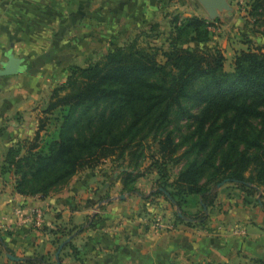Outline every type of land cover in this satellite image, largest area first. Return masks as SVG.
Segmentation results:
<instances>
[{"label": "trees", "instance_id": "16d2710c", "mask_svg": "<svg viewBox=\"0 0 264 264\" xmlns=\"http://www.w3.org/2000/svg\"><path fill=\"white\" fill-rule=\"evenodd\" d=\"M250 2L249 17L264 15V0ZM213 25L176 14L167 33L155 24L153 35L142 33L86 67L71 66L33 140L7 152L3 175L15 177V192L47 197L83 170L129 158L128 167H120L124 190L140 194L137 180L155 169L152 195H164L177 221L189 226L207 224L221 184L259 196L264 206V50H241L227 71L224 53L209 45ZM162 35L161 46L140 41ZM148 141L156 156L141 172ZM173 167L180 168L174 178ZM191 200L199 207L194 213L187 211ZM1 253L12 252L0 234ZM50 260L25 264H54Z\"/></svg>", "mask_w": 264, "mask_h": 264}, {"label": "crops", "instance_id": "0c3cea01", "mask_svg": "<svg viewBox=\"0 0 264 264\" xmlns=\"http://www.w3.org/2000/svg\"><path fill=\"white\" fill-rule=\"evenodd\" d=\"M198 4L0 0V71L10 59L20 61L18 74L0 77V234L12 252L8 254L21 259L1 253L0 264H25L41 256L56 264V253L68 239L61 264L264 261V206L259 196L247 198L231 185L219 190L207 224L199 227L177 221L170 201L152 195L158 179L154 169L137 180L140 194L124 190V169H114L108 160L81 171L47 197L19 195L15 177L3 175L8 150L19 141L33 140L52 91L66 82L71 66L86 67L115 46L149 33L153 25H169L176 14L211 20ZM35 212L42 214L40 225Z\"/></svg>", "mask_w": 264, "mask_h": 264}, {"label": "rangeland", "instance_id": "374dc122", "mask_svg": "<svg viewBox=\"0 0 264 264\" xmlns=\"http://www.w3.org/2000/svg\"><path fill=\"white\" fill-rule=\"evenodd\" d=\"M193 1H196V3H198L197 0H193ZM190 3L193 2L190 1ZM250 4H252L250 0H229L230 10L219 11L218 15L220 16H218L217 21L209 20V21H213L216 27V32L212 33V42L209 45L217 46L224 53L226 57L225 68L227 71L232 70V64L235 55L239 53L241 50H246L249 47L252 49L261 48L264 50V15L257 17H249L248 14L249 11L251 10ZM229 12H231V14H229ZM168 30H169L168 23L163 22L160 25L158 31L167 33ZM149 33L151 35L154 34V32H149ZM140 41L143 44L151 43L152 45L155 46H161L165 43V36L162 35V37L160 38L152 37L149 38V40H147V38H141ZM145 154L147 156V159L143 163V168L141 172H147V168L152 167L154 163L153 159L156 156V146L151 141L146 142ZM107 162L109 163L108 165H111L114 169H118L121 166L128 167L129 158H126L125 160H123V162L117 161L115 159L108 160ZM179 169H180L179 167L172 168L171 172L173 178L176 176ZM150 172H152V170ZM147 178L150 181L154 180V178L151 176ZM196 204H197L196 200H191L187 208V211L189 213H194L198 211L199 207H197ZM237 264H253V263L251 260L245 259Z\"/></svg>", "mask_w": 264, "mask_h": 264}, {"label": "water", "instance_id": "95a60500", "mask_svg": "<svg viewBox=\"0 0 264 264\" xmlns=\"http://www.w3.org/2000/svg\"><path fill=\"white\" fill-rule=\"evenodd\" d=\"M203 9L208 13L211 20H215L218 17L219 11L230 10L229 0H197ZM20 71V61L10 59L4 64V69L0 71V77L12 76L18 74ZM223 184L219 185L221 188ZM179 217H183L181 212H178ZM71 241L68 239L63 243L56 253V264H61L60 254L64 247ZM8 257L14 261H20L21 259L15 258L8 254Z\"/></svg>", "mask_w": 264, "mask_h": 264}, {"label": "built area", "instance_id": "2783aa9c", "mask_svg": "<svg viewBox=\"0 0 264 264\" xmlns=\"http://www.w3.org/2000/svg\"><path fill=\"white\" fill-rule=\"evenodd\" d=\"M209 30H210L212 33H215V32H216V27H215V25L211 26V27L209 28ZM17 213H18V214H21V211L18 210ZM34 215L37 217L38 224L40 225V223H41V221H42V214H41V213H38V212H35ZM157 222H158V223H157V226L160 227V228H162V227H163V224H161L160 221H157ZM235 232H236L237 234H240L239 229H237Z\"/></svg>", "mask_w": 264, "mask_h": 264}]
</instances>
